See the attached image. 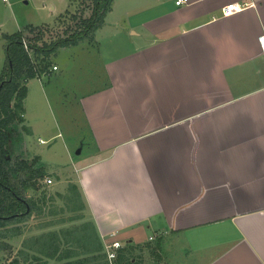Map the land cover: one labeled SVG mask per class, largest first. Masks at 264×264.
Masks as SVG:
<instances>
[{"label": "crops", "instance_id": "obj_1", "mask_svg": "<svg viewBox=\"0 0 264 264\" xmlns=\"http://www.w3.org/2000/svg\"><path fill=\"white\" fill-rule=\"evenodd\" d=\"M176 1L126 0L117 26L114 0L93 38L72 46L104 82L79 100L93 151L68 181L86 208L83 255L58 263L90 262L118 241L131 264H264V0ZM234 3L248 7L223 16ZM52 68L27 82L26 135L29 82L43 87Z\"/></svg>", "mask_w": 264, "mask_h": 264}, {"label": "rangeland", "instance_id": "obj_2", "mask_svg": "<svg viewBox=\"0 0 264 264\" xmlns=\"http://www.w3.org/2000/svg\"><path fill=\"white\" fill-rule=\"evenodd\" d=\"M7 1L0 0V33L12 35L21 31L27 36L25 42L28 46L37 42L36 39L39 41L37 43L43 46V44H53L59 39L68 37L79 30L80 20L89 18L93 11L92 0ZM115 1L116 7L107 21L117 26L124 25L126 21L122 8L126 0ZM73 16H76V19H73ZM31 24H43L36 27L37 30L33 36H29L31 34L27 29ZM3 44L4 42L0 44V59L6 55ZM90 47L92 48L93 44ZM94 48L95 51L98 50L96 44ZM72 51V46L58 48L48 58L38 57L40 60L38 66L46 63L52 68L56 64L60 67V71L49 73L45 82H42L43 87L38 80L29 82L34 95L26 103L30 114L27 124L33 127L34 133L26 135L27 132L23 130V126L15 124L23 140L17 145L10 141L11 158L23 155L32 160L35 157L32 152L40 154L44 163L47 164L46 171L50 175L39 181L37 190L28 193L38 201L43 212L34 213L26 222L11 226V228H20L22 231L20 236L5 240L0 238V247L2 242L7 245L0 251V264H9L14 258H18L22 264H65L58 263L56 259H46L40 253L46 244H50L46 237L54 235L68 241V245H65L63 249L60 248V252H74L77 258L83 255L80 254L83 249L79 244L86 239L85 226L88 224L85 221L86 208L82 196L77 199L71 189L74 183L68 181L73 179L72 175L77 176L74 168L79 158L82 159L93 151V141L79 100L91 90L96 89L104 80L97 61L90 64L85 59L86 64L83 67L77 66V63L72 60ZM35 57L32 54L34 60ZM4 65L5 60L0 66V74ZM90 65H92L91 68ZM24 137L27 142L26 147L29 149L26 153L22 151ZM40 139L46 143H41ZM81 150L82 154L78 156L77 153ZM53 163L60 164L57 168L58 175H56V169H52L53 165H48ZM47 179L52 180V183H46ZM58 181L62 182V188ZM82 205L84 209L80 210Z\"/></svg>", "mask_w": 264, "mask_h": 264}, {"label": "trees", "instance_id": "obj_3", "mask_svg": "<svg viewBox=\"0 0 264 264\" xmlns=\"http://www.w3.org/2000/svg\"><path fill=\"white\" fill-rule=\"evenodd\" d=\"M114 0H92L93 11L89 18L81 19L78 29L66 38H62L53 44H43L37 46L35 42L28 46L38 57L43 55L48 58L55 53L58 48L75 46L85 39H92L94 33L102 27L107 14L111 11ZM76 19V16H73ZM31 33L36 28L28 26ZM22 32L12 35H4L5 39V65L0 74V238L10 239L20 236V228H11L13 225H19L26 222L34 213L41 214L42 207L38 201L34 200L28 193L37 190L39 181L43 180L46 170L42 166H36V160H24L21 157L11 158L10 141L22 143V136L17 132L15 124L22 125L23 102L27 97V82L35 79L39 72L48 71L50 65L44 63L38 68L33 64L28 51L24 47ZM25 129V130H24ZM23 130L28 132L26 127ZM77 199L81 198L77 186H71ZM84 205L80 206V210ZM88 225V224H87ZM86 225V226H87ZM53 236V235H52ZM54 237V238H53ZM47 236L50 244H46L40 253L46 259H56L62 261L71 257V252H60L55 242V235ZM1 249L7 247L4 242ZM99 255L95 256L90 262L78 261L68 262L66 264H108L105 257V251L98 248ZM95 251V252H96ZM126 250L119 252L116 264H131V259L126 257ZM9 264H22L18 258H14Z\"/></svg>", "mask_w": 264, "mask_h": 264}, {"label": "built area", "instance_id": "obj_4", "mask_svg": "<svg viewBox=\"0 0 264 264\" xmlns=\"http://www.w3.org/2000/svg\"><path fill=\"white\" fill-rule=\"evenodd\" d=\"M3 2H8L7 0H2ZM187 0H177L176 1V5H183L186 4ZM248 7V5L244 4V5H240V4H229L226 5L222 8V14L223 16L227 17V16H231L233 14L239 13L243 10H245ZM24 42V47L25 49L29 52L30 50L28 49V45L25 41ZM259 43L261 46V49L264 51V36H262L261 38H259ZM53 71L57 70V67L54 66L52 68ZM46 183L51 184L52 180L47 179ZM123 249V245L118 242L115 241L112 244L108 245L105 249V254H106V260L108 262V264H116V261L118 259L119 256V252Z\"/></svg>", "mask_w": 264, "mask_h": 264}]
</instances>
